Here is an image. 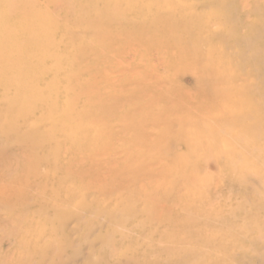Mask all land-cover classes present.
Segmentation results:
<instances>
[{
  "label": "rangeland",
  "instance_id": "1",
  "mask_svg": "<svg viewBox=\"0 0 264 264\" xmlns=\"http://www.w3.org/2000/svg\"><path fill=\"white\" fill-rule=\"evenodd\" d=\"M56 1L54 11L63 12L65 3ZM106 1L116 6L114 15L135 4ZM135 12L141 19L128 22L116 15L113 29L106 30L111 39L108 61L99 69L107 71L112 97L104 109L112 112L105 118L107 135L102 139L118 141L111 150L104 146L105 161L134 154L143 172L126 173L106 190L75 194L73 180L58 177L63 182L55 194L37 184L24 195L20 188L0 193V264H264V0H150L136 5ZM225 14L230 24L225 23L223 29H229L223 32L215 24ZM202 23H207L203 32ZM193 35L200 37L195 43ZM207 62L213 69L218 64L228 82L235 81L236 101L216 105L215 98L196 88L219 77L202 71V66L209 71ZM180 94V109L187 105L185 117L175 111ZM153 102L149 114L139 111ZM122 104L136 114L121 119ZM202 109L210 110L207 118ZM16 148L0 139L1 158L16 159ZM2 167L0 192L20 177L19 170ZM153 168L162 170L156 180ZM145 182L155 193L134 196ZM185 202L190 208L206 206V215L220 205L222 212L211 218L194 215L183 209ZM238 204L244 217L247 211L244 223ZM189 217L195 221L186 223ZM233 227L242 230L241 238ZM201 228L214 240L211 245L203 243L208 236L202 235V242L195 235ZM228 228L231 236L219 248L215 232Z\"/></svg>",
  "mask_w": 264,
  "mask_h": 264
},
{
  "label": "bare ground",
  "instance_id": "2",
  "mask_svg": "<svg viewBox=\"0 0 264 264\" xmlns=\"http://www.w3.org/2000/svg\"><path fill=\"white\" fill-rule=\"evenodd\" d=\"M133 1L135 3L133 6L128 4L127 8L115 10V14L123 16L128 22L141 19L135 12L136 5L150 2V0ZM55 2L57 1L0 0V139L6 146L13 142L18 147L16 148V159L10 157L5 159V155L2 158L0 156V165L4 170L14 171L17 169L20 171L18 180L15 183L10 182L0 193L10 195L15 188H20L24 195L30 189V185L37 184L45 191L49 189L52 194H55L63 182L58 177L73 180L70 183L74 186L72 192L75 194L88 189L92 191L93 188L106 190L117 185L119 179L126 173L134 176L139 171L138 157L134 154L128 153L129 159L126 157L112 162L103 159V156L108 152L104 146H108L111 150L115 144H118L115 138L109 139V141L102 139L107 135V130L103 129L104 123L107 125L105 118L112 112V109L104 108L107 104H111L112 96L110 88L107 87L108 78L105 76L107 71L104 70L103 74L99 69L100 65H105V62L108 61V43L111 42V39L107 36L106 30L113 29L114 21L117 19L113 13L116 6L110 5L106 0H63L65 9L63 12L57 13L53 9ZM252 14L249 15L252 17ZM200 15H206V12H201ZM249 15H247L246 21L250 20ZM220 18L215 26H219L221 31L225 32L229 28L223 29V27L226 26L225 23L230 24V16L225 14ZM129 27L135 29L133 26L129 25ZM206 28L207 23H202L201 31L203 32ZM217 33L219 32L213 31L214 35ZM196 35L190 36L191 42L195 43L200 38H195ZM207 66L209 67L208 62ZM213 66L214 69L207 68L209 71L205 66H202V71L215 76L218 74L219 77L201 81L196 88L200 86L209 98H215L216 105L218 102L222 106L226 101H236L238 98L235 93L237 88L235 81L228 82L221 76L220 66L216 63ZM186 96H188L187 93ZM189 96L188 98H191ZM182 99L180 94L176 101L175 111L179 115L183 113L184 115L181 116L185 117L187 105L184 109H180ZM185 101L187 103V100ZM212 104V106H216L215 101ZM144 106L139 111L149 114L154 108L155 102ZM120 107L125 112L122 114V110L120 111L123 120L127 119L126 116L130 117L136 114L134 109H128L125 104ZM207 112L208 109L202 114ZM100 132L102 134H99ZM42 167H44L45 173L39 174ZM135 167V170L130 169ZM103 169H106L104 175L101 173ZM153 170L155 173L152 178L156 180L162 174V170L158 168H153ZM141 172H143L142 168ZM141 172L139 171L140 174ZM99 181H108V183ZM134 192L136 193L134 196L138 198H143L144 192L155 193L148 188L146 182L142 186H137ZM128 198L132 199L131 195H127ZM219 203L218 205H220ZM6 204L11 209L12 203ZM13 205L16 210L20 209V206H15L17 204ZM188 205L189 203L185 202L183 209L191 210L194 215L199 212H201L199 214L204 213L202 215L209 213L206 206H203L205 210L202 207L197 209L195 206L190 208ZM222 206L220 205L212 211L210 207V214L206 216L210 218L211 216H220ZM235 207L239 213L242 211L243 216V212H245L243 207L239 204ZM217 210H219L218 213ZM233 212L235 211L232 210V214ZM174 213L178 217L182 215L176 210ZM246 213H244L245 217H241L245 220H240L243 223L246 222ZM192 218L194 217H189L185 222H194L195 220ZM246 224L244 225L247 226L249 223ZM252 226L248 225L246 228L251 229ZM172 227L174 226L172 225ZM244 227L242 230L246 233ZM230 229L215 232V244L219 248L223 246V239L230 235L228 232L231 231ZM242 230L235 232L237 235L239 234L240 238ZM251 230L253 231V229ZM196 231L195 235L208 236L205 233L206 229L201 228ZM231 234L233 233L231 232ZM201 236L198 239L201 240ZM230 236L229 238L232 239ZM203 238L202 236V242ZM227 238L225 240L229 239ZM206 239L203 242L206 245H211L214 242L209 236ZM200 240L197 242L199 243ZM232 241V243H236L234 239ZM210 257H205V259L211 262L213 258ZM205 259L203 258L202 261ZM179 262L182 261L179 260Z\"/></svg>",
  "mask_w": 264,
  "mask_h": 264
}]
</instances>
